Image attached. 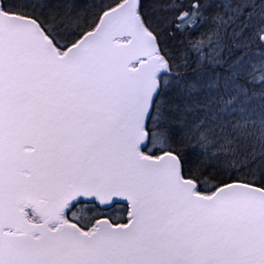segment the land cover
<instances>
[{"label": "snow or ice", "instance_id": "obj_1", "mask_svg": "<svg viewBox=\"0 0 264 264\" xmlns=\"http://www.w3.org/2000/svg\"><path fill=\"white\" fill-rule=\"evenodd\" d=\"M0 264H264V0H0Z\"/></svg>", "mask_w": 264, "mask_h": 264}]
</instances>
